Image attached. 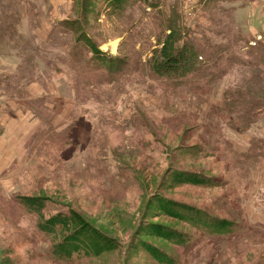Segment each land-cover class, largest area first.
<instances>
[{
	"label": "rangeland",
	"instance_id": "1",
	"mask_svg": "<svg viewBox=\"0 0 264 264\" xmlns=\"http://www.w3.org/2000/svg\"><path fill=\"white\" fill-rule=\"evenodd\" d=\"M230 1L132 0L128 13H137L133 21L110 14L101 3V9L85 19L88 33L108 56L131 57L122 72L125 78L109 86L104 68L94 63L87 71L90 52L82 45L78 50L68 46L60 35L70 33L75 43L77 33L59 25L62 18L74 15L73 0H0V100L11 109L6 115L16 117L20 126L12 134L16 153L0 159V264H71L51 258V239L40 233L38 217L26 211L18 197L47 199V219L74 210L120 244L116 252L73 264H156L145 253L130 250L141 222L183 228L149 206L157 194L251 232L240 243L234 240L215 262L213 254L222 253L230 238L242 233L229 238L199 236L190 248H174L180 264H264V209L258 208L264 204L263 68L224 66L226 72L216 85L208 76V89L201 92L210 94L200 100L191 88L196 76L187 81L190 87L186 83L158 88L148 80L149 68L137 65L145 63L160 46L159 39L169 34L168 16L173 15L179 43L185 38L201 41L211 29L228 37L231 29L244 61L256 60L247 53L258 52L264 41H258L249 26L262 25L258 14L264 21V0ZM163 15L166 34L163 30L132 39L134 23L139 30L137 22L143 28L159 26L158 16ZM7 17L12 26L5 24ZM261 35L264 38V32ZM42 42L48 50L42 51ZM71 52L81 58L78 72L64 64ZM228 86L238 98L236 105L253 122L251 135L238 126H226L232 120L222 111ZM43 96L48 99L39 103ZM135 113L146 125L135 124ZM196 146L203 154L187 155ZM172 170L204 173L224 182V187L170 189L165 179Z\"/></svg>",
	"mask_w": 264,
	"mask_h": 264
},
{
	"label": "trees",
	"instance_id": "2",
	"mask_svg": "<svg viewBox=\"0 0 264 264\" xmlns=\"http://www.w3.org/2000/svg\"><path fill=\"white\" fill-rule=\"evenodd\" d=\"M211 1L218 2L219 0ZM233 1L237 0H231L230 3ZM101 3L110 14L120 15L131 21L137 15V13L133 12L128 13V8L132 0H81V2L80 0H73L74 15L70 18H62L59 25L63 24L72 32L77 33V36L73 33L75 43L70 41V33L60 31V35L68 42V46L73 44L72 48L74 49L78 50V45L85 47L90 52V56L85 61L87 71L91 64L95 63L96 66H101L107 71L109 75L107 84L111 86L125 78L122 76V72L126 67L125 63L129 64V58L131 59V57H121L118 55L115 57L108 56L106 52L100 50L99 45L88 33L85 19L94 9H101ZM79 6L81 9L80 15H77ZM92 6L94 8L91 9ZM158 18L162 19L159 26L148 24V26L143 28L137 22V26H140L141 30L136 29V23H134L131 32L132 39H134L136 36L139 38H149L152 34L163 30V33L166 34V31L169 30L167 36L165 35L163 39H159L160 46L152 51L151 57L145 63H137V65H145L149 68L151 73L149 76L152 77H149L148 80L154 86L172 89L180 85H185L192 76H196V82L191 83V88L197 91L196 97L201 100L210 94V91L201 92L208 89L206 87L208 85L206 82L208 76L214 77L212 86L216 85L225 74L226 70L224 66L226 65H238L241 69L261 70L263 68L264 71V44H260L263 47L258 52L249 51L247 55H256L257 59L252 62H246L244 61L246 58L242 57L241 46L235 38H232L231 29L229 33H226L228 37L219 35L215 29H211L202 34L203 39L201 41L195 40L192 42L193 38H185L184 43H179V34L176 31V17L173 15L171 19V16H168L170 19L168 30L163 27L165 25L166 15L158 16ZM7 21L10 22L9 17L5 19V24ZM12 25V22H10V26ZM52 37L53 34H50L48 42L51 41ZM249 42L251 41L249 40ZM40 47L42 51L48 50L43 42ZM75 55L76 52L69 53L65 58L66 61L64 64L67 62L69 66L78 72L81 58L77 59ZM59 61L61 62L62 59L59 58ZM187 84L189 85L190 81ZM96 86L103 87L98 84ZM228 88L224 94V107L222 111L226 115L232 116V120L226 126H238L242 131H246L251 135L253 122L250 116L243 113L236 105L238 98L236 94L231 92L229 86ZM45 96L39 100V103L42 101L45 102L48 99ZM49 97L54 96L50 95ZM73 99L76 100L74 97ZM45 106L47 105L45 104ZM47 109L51 110L50 108ZM136 114L135 124L137 126L146 125L139 121ZM71 116L72 113H69L66 118L69 119ZM40 117L43 118L41 112ZM46 126L48 127V125ZM202 150L200 146H196L187 155L193 157L192 154L194 153L200 156L204 152ZM165 180L170 189L193 188L199 190L224 187V182L221 180L214 179L204 173L188 171L172 170L168 173ZM46 201L47 199L45 198L18 197L19 204L26 211L38 217L37 228L40 233L51 239L50 256L55 262L73 264L80 260L98 259L103 255L116 252L120 249V244L116 239L95 228L74 210H70L68 214L58 213L47 219L44 215ZM149 206L154 208L156 213L165 219L174 221L183 227L179 228L153 221L141 222L135 234L137 242L130 246V250L134 249L137 252L141 251L145 253L156 264H180V257L174 252V248H190L199 236L208 239L229 238L241 233V229L231 220L214 216L195 205L171 199L160 194L151 197ZM139 237H141L140 240ZM144 237L158 240L165 245L156 244L151 240H146ZM227 249L224 248L222 253L217 251L216 254H213L212 262H215L220 256L223 258L227 253Z\"/></svg>",
	"mask_w": 264,
	"mask_h": 264
},
{
	"label": "crops",
	"instance_id": "3",
	"mask_svg": "<svg viewBox=\"0 0 264 264\" xmlns=\"http://www.w3.org/2000/svg\"><path fill=\"white\" fill-rule=\"evenodd\" d=\"M258 16L260 18V22L262 23V25L252 24V26L251 25L249 26V31L255 37L257 35L261 34L259 29L264 30V21H262L263 16H261L260 14H258ZM10 111H11V109L8 106H5V104L2 103V101L0 100V139H1L0 142H1V145L3 148V150L0 151V159H8V157H13L14 154L16 153L15 152V147H16L15 146V139L12 137V134L16 133L17 131H20V130H17V128H20V126L17 127V122H16L17 118L16 117H14V116L11 117L10 115H6V113L7 112L10 113ZM262 136H264V135L262 134ZM6 150H8V152L10 153L7 156H5ZM11 160H14V158H12ZM1 176L2 175H0V177ZM258 208L260 210L264 209V204H261V206H258ZM241 233H242L241 236H239L237 238L232 237V238H230V240L228 242H233L236 239H239V241L243 240V239L245 240L249 237V234L251 232L248 233V231H245L243 228H241ZM231 248H232V244L228 247L227 252Z\"/></svg>",
	"mask_w": 264,
	"mask_h": 264
}]
</instances>
